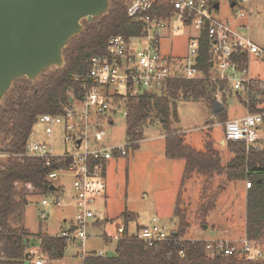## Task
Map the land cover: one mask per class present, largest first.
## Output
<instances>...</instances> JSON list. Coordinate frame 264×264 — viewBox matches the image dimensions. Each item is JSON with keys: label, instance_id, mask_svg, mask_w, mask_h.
Listing matches in <instances>:
<instances>
[{"label": "built area", "instance_id": "built-area-1", "mask_svg": "<svg viewBox=\"0 0 264 264\" xmlns=\"http://www.w3.org/2000/svg\"><path fill=\"white\" fill-rule=\"evenodd\" d=\"M158 1L125 0L128 16L143 23L142 34L130 38L112 37L106 54L92 57L85 75L76 78L84 91L82 100L61 115L45 114L38 118L35 126L42 124L48 139L53 142L60 134L66 147L73 145L72 151L68 152L67 147L65 153L56 154L53 143L35 138L34 128L28 139L24 156L44 160L47 166L56 160L69 161L68 165H60L47 177L53 185L54 181L67 175L73 179V192L68 202L76 208V219L60 234L68 245L84 246L90 237L87 232L90 223L95 226L105 220V213L99 210L98 204L107 194L106 163L126 155L125 146L102 143L107 136L105 127L113 124V116L117 113L127 116L125 106L118 103L116 97L125 99L128 94L162 96L174 80L208 79L218 86L217 92L234 96L247 109V115L221 123L225 143H240L249 150L260 147L264 141V74L253 75L252 72L255 59L264 61V51L254 43L247 33V26L242 23L248 15L246 7L252 0H242L233 8L232 20L226 22L215 17L214 13L220 10L214 8L215 0H168L174 13L169 17L154 18L150 12ZM190 28L196 30L197 35L190 38L186 55H174L171 47H167L165 54L163 43ZM204 37L209 43L210 65L213 64L207 74L200 68ZM221 85L225 86L223 90ZM250 187L247 183V188ZM59 189L45 195L47 198L42 204L63 207L64 186ZM41 218L45 219L43 212ZM75 226L76 230H72ZM172 233L165 231L158 218H153L136 231H131L127 224L119 226L115 240L135 237L153 247L167 242ZM207 242L208 250L225 256L241 253L248 260L263 258L262 249L247 239L239 249L226 241ZM91 253L83 251L82 261ZM94 253L107 256L101 251ZM180 255L183 256V252ZM34 262L44 264L41 258Z\"/></svg>", "mask_w": 264, "mask_h": 264}, {"label": "trees", "instance_id": "trees-1", "mask_svg": "<svg viewBox=\"0 0 264 264\" xmlns=\"http://www.w3.org/2000/svg\"><path fill=\"white\" fill-rule=\"evenodd\" d=\"M230 4L242 0H227ZM264 1V0H252ZM219 3L220 0H215ZM220 4V3H219ZM174 13L168 0H159L150 12L154 18L169 17ZM86 22V21H85ZM144 25L128 16L125 0H114L111 11L92 23H84V33L72 39L64 51L65 68L61 71L50 70L43 74L37 83L21 79L14 83L13 89L0 107V139L2 152L10 154L6 163L0 164V264H35L26 255L35 248L34 235L24 227V208L30 194L47 195L56 193L51 190L53 183L48 175L60 165L69 161L56 160L51 166L41 159L24 156L30 134L45 114L61 115L75 102L81 101L83 88L76 78L87 72L88 63L94 56L107 52L109 40L114 36L126 38L139 36ZM211 56L206 37L202 40L200 68L209 73ZM224 85L220 88L223 90ZM218 86L208 79L185 81L174 80L167 87L165 95L144 94L125 99L116 97L122 103L127 116V136L130 146L137 147L142 140L143 128L151 123L152 115L160 121L166 131L165 156L169 160H184L185 169L176 203L175 215L180 220L179 230L173 231L165 243L149 247L135 237L124 236L117 242L115 254L104 257L92 252L82 264H264V141L258 148L247 150L240 143L228 142L234 157L224 166L218 150L211 138L206 140L204 149L199 151L186 142V136L172 130L171 118L178 119L177 101L206 99L214 108L212 95ZM71 99L73 101L71 102ZM254 110V109H253ZM225 110L220 115L227 119ZM226 174L231 181L246 180L251 184L247 190L246 239L260 247L263 258L248 260L243 254L225 256L208 250L205 240H186L189 228L186 215L181 209L183 189L195 176L204 178L203 198L206 200L204 217L216 208L219 195L210 197L209 187L216 177ZM203 206V205H202ZM125 224L136 221L137 216L126 213L122 216ZM107 221H105L106 223ZM105 223L98 222L101 227ZM177 233V235H174ZM36 238V237H35ZM40 254L55 262L65 257L67 240L58 236H39ZM183 252V256L180 253Z\"/></svg>", "mask_w": 264, "mask_h": 264}, {"label": "rangeland", "instance_id": "rangeland-1", "mask_svg": "<svg viewBox=\"0 0 264 264\" xmlns=\"http://www.w3.org/2000/svg\"><path fill=\"white\" fill-rule=\"evenodd\" d=\"M220 10L215 12V17L223 22L231 21L233 8L227 0H220ZM248 15L242 21L255 44L264 51V1H251L246 7ZM86 23V22H84ZM197 31L193 28L185 30L163 43L164 53H168L171 47L174 55L185 56L191 37H195ZM135 46L139 47V43ZM264 61L253 62V75L264 74ZM212 100L220 101L225 107L226 120H232L247 115V109L236 101L230 94L216 92ZM177 104L178 119L171 118L172 130L185 134L186 142L196 150H203L206 140L211 138L214 148L218 150L222 158V165L226 166L234 157L231 148L224 143L225 135L221 123L224 119L214 113L210 103L206 99L175 101ZM113 124L105 127L107 136L102 142L106 146H125L126 155L116 157L106 163L104 181L107 186L105 198L98 204L100 211L105 213V223L97 227L90 223L87 228L89 238L81 244H69L65 257L59 261H49L46 256L40 254L37 237L58 236L61 232L71 227L76 219V208L69 201L73 179L67 175L54 181L55 186H64V206H44L42 201L47 198L42 194H30L27 196V205L24 208V227L35 237V248L31 251L34 261L43 259L44 264H82L83 251L103 252L109 256L115 254L117 241V228L125 225L122 216L126 213L137 216L136 221L129 223V229L136 231L137 227L158 218L166 232L179 230L180 220L175 215L176 201L180 192L182 175L185 169L184 160H168L165 156L166 131L160 121L152 115L151 123L143 128L142 140L137 147L130 146L127 136L126 118L117 113L113 116ZM36 139L46 141L55 146L56 154L72 151L73 145L67 147L58 134L53 142L47 138L42 124L34 127ZM0 139V164H4L10 154L2 152ZM248 150V149H247ZM247 181H231L226 174L220 175L210 184V197L218 196L215 210L204 217L206 200L203 198L205 180L195 176L186 183L183 189L181 209L186 215L189 228L185 239L191 241L227 240V242L241 248L246 240V195ZM203 205V206H202ZM45 219L41 218V213ZM106 238V239H105ZM108 238V240H107ZM236 240V241H229Z\"/></svg>", "mask_w": 264, "mask_h": 264}, {"label": "water", "instance_id": "water-1", "mask_svg": "<svg viewBox=\"0 0 264 264\" xmlns=\"http://www.w3.org/2000/svg\"><path fill=\"white\" fill-rule=\"evenodd\" d=\"M113 1L0 0V107L16 81L37 83L47 71L63 70L70 41L84 33L85 21L92 23L107 15ZM214 8L219 10L220 4ZM213 110L218 115L225 107L216 101ZM56 189L51 186L52 191ZM34 255L30 251L26 259L33 261Z\"/></svg>", "mask_w": 264, "mask_h": 264}, {"label": "crops", "instance_id": "crops-1", "mask_svg": "<svg viewBox=\"0 0 264 264\" xmlns=\"http://www.w3.org/2000/svg\"><path fill=\"white\" fill-rule=\"evenodd\" d=\"M224 142V141H223ZM169 160V159H168ZM182 177H183V175H182ZM181 184H182V180H181ZM181 186V185H180ZM180 190V189H179ZM180 193V192H179ZM178 196H179V194H178ZM177 200H178V198H177ZM176 203H177V201H176ZM246 215H247V195H246ZM106 239V238H105ZM107 240H108V238H107ZM187 240V239H186ZM228 240V239H227ZM227 240H225L226 242H227ZM215 241H224V240H215ZM229 241H236V240H229ZM93 252H97V251H93ZM114 255V254H113Z\"/></svg>", "mask_w": 264, "mask_h": 264}]
</instances>
